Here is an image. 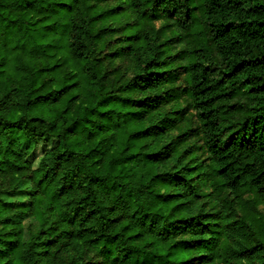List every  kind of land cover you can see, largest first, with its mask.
Segmentation results:
<instances>
[{"label":"trees","instance_id":"16d2710c","mask_svg":"<svg viewBox=\"0 0 264 264\" xmlns=\"http://www.w3.org/2000/svg\"><path fill=\"white\" fill-rule=\"evenodd\" d=\"M259 204L264 0H0V264H264Z\"/></svg>","mask_w":264,"mask_h":264},{"label":"rangeland","instance_id":"374dc122","mask_svg":"<svg viewBox=\"0 0 264 264\" xmlns=\"http://www.w3.org/2000/svg\"><path fill=\"white\" fill-rule=\"evenodd\" d=\"M156 26L157 27H160L161 26V23L160 22H157L156 23ZM175 46H176L175 49L178 50L182 46V43H177V44H175ZM116 64L119 65V66H121L122 68L127 67V64H126L125 61H123V62L117 61V62L114 63L113 66H116ZM176 84L178 86H181L182 85V75L181 74L178 76L177 81H176ZM181 101H182V106L183 107H186L187 113L193 112L192 109H191V107H189L184 100H181ZM190 121H191L192 127H195L196 124H195L193 118L190 119ZM52 144H53L52 142L49 143V146H51ZM40 158H41V146L37 147V149L35 150V152L30 157V161L32 163V166H35L38 163V161L40 160ZM245 199H247L246 196H245ZM256 209L260 213V215L264 216V205L259 204V205H257Z\"/></svg>","mask_w":264,"mask_h":264}]
</instances>
